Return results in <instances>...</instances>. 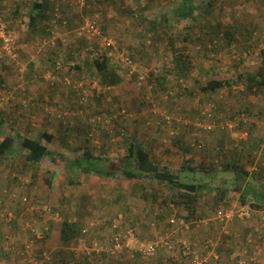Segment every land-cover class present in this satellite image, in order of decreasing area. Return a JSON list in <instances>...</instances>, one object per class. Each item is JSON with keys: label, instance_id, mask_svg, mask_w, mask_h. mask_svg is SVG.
Returning <instances> with one entry per match:
<instances>
[{"label": "rangeland", "instance_id": "1", "mask_svg": "<svg viewBox=\"0 0 264 264\" xmlns=\"http://www.w3.org/2000/svg\"><path fill=\"white\" fill-rule=\"evenodd\" d=\"M32 1L0 0V17L14 37L12 53L2 50L0 41V142L7 135L15 140V152L0 157V264H32L34 257L42 261L44 252L50 258L43 264H191L164 243L181 240L190 241L205 264H264V211L254 218L236 216L227 225L214 219L222 207L251 206L252 197L244 203L243 192L234 189H243L241 175L225 171L223 156L237 153V162L245 152L264 156V88L247 76L255 74L264 52V0H194L197 9L188 20L175 12L183 0H51L45 10L47 17L56 12L51 26L50 18L40 17L29 24ZM208 2L214 3V11L202 15ZM211 22L219 30L233 26L236 42L229 45L223 34L216 38ZM173 47L185 50L193 61L185 75L176 68ZM105 52L109 67L100 72L93 59ZM126 57L134 68L124 62ZM57 62L62 67L52 83L50 73ZM106 74L118 75L119 82L108 84ZM210 79L222 80L225 88L205 92L202 88ZM200 106H212L221 118H240L243 113L250 117L249 124L233 132L238 143L237 134L246 144L241 142L239 150L234 141L223 143L214 155V160L219 158L215 168L201 164L202 151L192 147ZM227 135V140L233 136ZM27 136L41 140L54 158L47 156L38 164L28 161L20 144ZM135 136L160 159L161 167L182 169L183 180L203 184L197 198L186 200V191L157 179H131L120 172L107 177L68 168L85 151L114 166ZM256 181L254 176L251 182ZM223 187L228 193L221 200ZM38 205L52 207L47 217L41 216L46 228L33 222L40 214L31 209ZM10 211L14 218L5 221L4 213ZM21 214L27 225L20 232L34 236L28 241L18 235ZM175 216L179 224L172 225ZM116 219L137 238L159 241V252L142 259L134 244L130 250L111 253ZM64 222L78 230L70 242L61 238ZM37 234L46 238L41 242Z\"/></svg>", "mask_w": 264, "mask_h": 264}, {"label": "trees", "instance_id": "2", "mask_svg": "<svg viewBox=\"0 0 264 264\" xmlns=\"http://www.w3.org/2000/svg\"><path fill=\"white\" fill-rule=\"evenodd\" d=\"M33 7L32 12L30 13V25H35L36 21H39V17L42 19L49 20V26L52 24H55L54 22H51V18L55 17L56 12L52 13V15H48L45 13V10L51 5V0H33ZM197 9L196 4L194 3V0H183L182 4L177 8L176 14L179 16L180 19H190L193 16V12ZM213 12L214 11V3L208 2L205 7L202 8L201 14L205 12ZM45 13V14H44ZM2 16V15H1ZM46 16V17H45ZM51 16V17H50ZM3 18V17H2ZM46 22V21H45ZM43 22L46 26L48 25ZM60 22V21H59ZM61 23V22H60ZM214 31L216 38H219L220 35L223 34V38H227L228 44L232 45L236 42V33L235 28L233 26H228L224 30H219V28L215 27V24H212V22L209 24ZM243 36L245 37L244 42H248L249 38L246 33L243 32ZM245 48V47H244ZM250 46H246V50H249ZM176 50L177 54L175 55V64L176 68L180 73H188L193 68V61L191 60L190 56L185 52L183 49H174ZM94 65L97 67L98 71L104 72L108 69L109 64V57L107 53H102L101 56L93 59ZM241 61L240 63H242ZM251 72L247 73V76L251 77V81L255 80L257 84H259L262 88H264V52L262 54L261 59V65L257 68L255 74L250 75ZM243 78L244 76L241 75ZM105 78L107 80L108 84H116L119 82L120 78L116 74L112 75H105ZM242 80V79H240ZM248 81V80H247ZM226 84L222 80L218 79H210L205 86L202 88L205 92H211V93H217V91L225 88ZM207 106H200L197 110V113H199L198 119L196 120L195 125L197 126V123L205 119V116L203 112L207 109ZM263 113V111H261ZM244 114V113H243ZM236 115H242V113H237ZM246 115V114H245ZM247 116V115H246ZM216 122H212V124H215V127L212 129H206L203 127H195L194 128V134L197 133V135H194V142L195 145L192 146L191 144L188 145L190 149L191 146L197 149H200V151L207 152L209 149L206 148V141H204V135H210L213 133H220L222 132L223 135H227L228 133H232L233 131L229 130L226 125L225 121L233 119L237 116L231 115L227 119H222L220 116H215ZM248 117V116H247ZM250 123L249 120L245 123L242 120L240 121V125L237 129H242V127H245L247 124ZM236 129V130H237ZM201 130H204L206 132H202ZM178 135V134H177ZM45 137L48 140L52 139V136L50 134H45ZM128 140V139H127ZM264 141V139H263ZM15 140L11 136H5L3 140L0 142V157L1 156H9L8 154H12L15 152V148L13 146ZM128 142V152L125 154L120 160H116L114 163V166L107 165L102 160L99 159L95 160L92 157V153L90 151H85L83 156H79L78 158H75L72 162L68 163V168L72 171H82L86 172L88 174H96L100 176H107V177H113L117 172H120L122 175L126 176L127 178L131 179H157L159 183H167L171 188H178L181 191H186L187 194H183V198L189 200L190 197L195 199L198 195H196L201 190V184H197L195 182H188L181 178V171L182 169L177 172L170 171L168 167H161L159 158L155 156L149 148L145 146H141L139 142L136 139L135 140H129ZM21 147L27 151V160L30 161L32 164H38L40 163L45 157L51 156L54 158L53 152H51L48 147L41 142V140L32 138V137H24L22 139V142H20ZM222 144H217L216 146H211L212 149V157L215 158V153L221 152ZM264 147V146H263ZM264 150V148H263ZM260 152V151H259ZM258 153V152H257ZM211 156V153H209ZM264 158V156H263ZM104 160L107 158L103 157ZM202 164V163H201ZM201 166V165H199ZM264 166V163H263ZM237 166H225V171L227 170H237V173L241 175V179H243L244 174L248 175V172L242 170H239L238 168H235ZM262 168V166H261ZM192 170V169H191ZM260 172H264V170H260ZM241 173V174H240ZM260 173V174H261ZM246 176V175H245ZM260 179H262V175L259 176ZM224 188V187H223ZM235 190H240L241 187L234 188ZM227 189L224 188L223 192L218 195L219 199H224V195L227 194ZM192 195V196H191ZM251 196L252 199L249 201L251 202L250 211L251 215L254 218V215L257 211H264V188L256 189L254 186L249 185L247 190L242 193V200L244 203L248 201V198ZM183 203L185 202L184 199L181 200ZM188 203V201H187ZM251 216V217H252ZM249 217V218H251ZM78 230L73 225H70L66 222H64V226L62 227L61 231V238L66 241L70 242L73 238L75 239L78 235ZM207 263V262H205ZM204 263V264H205Z\"/></svg>", "mask_w": 264, "mask_h": 264}, {"label": "built area", "instance_id": "3", "mask_svg": "<svg viewBox=\"0 0 264 264\" xmlns=\"http://www.w3.org/2000/svg\"><path fill=\"white\" fill-rule=\"evenodd\" d=\"M83 3L85 0H81ZM53 33H55L54 30H52ZM0 41H2L3 44V49L7 50L8 52L12 53L11 51V46L14 42V37L11 33V31L8 29V26L4 20H2V17H0ZM53 45L55 41L51 42ZM1 50V51H2ZM124 60V59H123ZM124 62L131 68L135 67L134 61L126 57ZM57 66V67H56ZM56 68L50 73V80L52 83H55L57 81V74L58 70L61 69L62 65L61 62H57ZM143 79V77H141ZM68 81V78L65 79ZM70 82V81H68ZM205 119L197 123V126L203 127L206 129H212L215 127V124H212V122H216V114L213 110V107L210 106L208 107L204 112H203ZM250 117H247L245 114H243L240 118L235 117L234 119H230L225 121L226 127L231 130L235 131L239 125L240 121L242 120L243 122H247ZM217 123V122H216ZM195 136L197 135L194 134ZM251 203V202H249ZM250 205H244L239 208H234V209H228L230 207H222L218 210H216L214 214V219L217 220L221 225H227L234 221L235 217L237 216L240 219H245L251 217V211H250ZM34 213L40 214V216L44 214L51 213L52 207L50 205H38V206H33L31 209ZM5 216V221H11L14 218V215L12 212H7L4 213ZM177 217H172L170 222L172 225L179 224V221L176 219ZM185 221L182 219V222ZM122 220L121 219H116L113 221L112 224V231L113 235L110 237L112 246L109 248L111 253L117 254L121 253L124 250H130L132 246L135 244L134 251L138 253V255L142 259H148L150 257L155 256L160 249V242L159 241H147V240H141L137 238L131 229H123L121 227ZM83 232H86V230H83ZM165 241L164 239H162ZM166 246L169 247V249L172 250H177L180 257L181 261H189L191 264H204L206 260L201 257V254L199 253V250L196 249V247L188 240H181L175 243H170L169 241L164 242ZM178 248V249H176ZM45 255V256H44ZM50 257L46 254V252L43 253V260H48ZM35 259V260H34ZM32 259V264H43V260L39 261L36 257Z\"/></svg>", "mask_w": 264, "mask_h": 264}, {"label": "crops", "instance_id": "4", "mask_svg": "<svg viewBox=\"0 0 264 264\" xmlns=\"http://www.w3.org/2000/svg\"><path fill=\"white\" fill-rule=\"evenodd\" d=\"M55 3H53V5H54ZM31 98H33L32 96H31ZM229 117V116H228ZM228 117H226V118H222V119H227ZM252 129V128H251ZM250 131V130H249ZM255 132H258V128H256L255 129ZM192 133L193 132H191V135H192ZM239 133V132H238ZM229 134H232L233 136L231 137V139H226V136H224V135H221V134H210V135H204V141H206V148H208L209 149V147H210V149L207 151V152H204V151H202V156L199 158V159H201V163L203 164V165H205V164H207V165H209L210 166V168H215V162H218L219 161V158H218V160H214V158L212 157V149H211V146H216L217 144H223V143H225V144H228V143H230V142H232V141H234L233 143H234V145L236 146V145H238V148L237 149H239V150H241V147L239 148V144H241V142L243 141L242 139H245V138H243L241 135H239V134H237L239 137H240V140H241V142L240 143H238V141H236V139H234V138H236L237 136H236V134L235 133H229ZM249 134H250V132H249ZM259 134V133H258ZM260 135V134H259ZM228 136V135H227ZM261 136V135H260ZM259 136V137H260ZM246 140V139H245ZM236 141V142H235ZM243 144H246V142H242ZM248 143H250V142H248ZM236 149V148H235ZM209 153H211V156H210V154ZM259 153V152H258ZM258 153H256V154H251V156L248 154V153H242L241 154V162H237V160H235L234 158H236L237 157V153L235 154V153H233L232 151H230V154L229 155H227V156H223V157H226V162H225V166L227 165V166H237V167H235V168H238L239 170H244L245 172L247 171L248 172V175L247 174H244V177H243V179H239L238 181L240 182V184H242L243 185V189L241 188V191L242 192H245L246 190H247V188L249 187V185H251V186H254V188H256V189H261V188H264V176H262V179H260L259 180V172H260V170L262 169V170H264V166H263V163H264V158L262 159V157L260 156V154H258ZM225 154H227V152H225ZM207 162H206V161ZM232 160H235V161H233L234 163H235V165H233V162H231ZM258 162H259V165H260V169L258 170ZM239 163V165H237ZM261 166H262V168H261ZM258 170V172H256ZM246 175V176H245ZM254 176H257V181L256 182H251V180L254 178ZM13 178H15V177H13ZM14 180H16V179H14ZM237 181V182H238ZM219 183V180H218V182H217V184ZM225 181H222L221 182V184L220 185H224V186H226L225 184ZM15 185V184H14ZM219 185V186H220ZM86 187V185L85 186H83V189ZM201 187H203V184L201 185ZM15 188H17V186H15L14 187V189ZM17 191V190H16ZM15 191V192H16ZM201 191V190H200ZM199 191V192H200ZM205 192H207L208 191V189H205L204 190ZM240 191V192H241ZM202 192V191H201ZM22 206H24V204L22 205ZM11 212V211H10ZM53 213H54V211H53ZM44 215H46V214H44ZM42 216V217H47V216ZM48 215V214H47ZM18 216V215H17ZM51 218H53L52 219V221L53 220H56L53 216H51V215H49ZM24 216H23V214H21V216H18V218H17V220H19V227H20V229H18V232H20V230H22L23 228L22 227H24V225H25V223L23 222V218ZM42 217L41 216H36V215H34V218L33 219H35V221H33V222H35L36 223V225L39 227V226H41V228H42V226L44 227V228H46L45 227V222H46V220L45 221H42ZM51 221V222H52ZM99 221V220H98ZM28 223V222H27ZM54 223H56V221H54V222H52V224H54ZM95 224H97V222L95 223ZM27 225V224H26ZM25 225V226H26ZM47 228H49L48 226H47ZM87 228L86 227H84L83 229H82V234H84V232H83V230H86ZM23 231V230H22ZM21 231V232H22ZM44 231H47V230H44ZM54 231H58V229H54ZM61 231H62V228H61V230H60V233H61ZM19 233L18 235H20L21 236V234L22 235H24V237L26 238V240L28 241L29 239H30V235L28 234V233H24V232H22V233ZM32 237H34V236H32ZM31 237V238H32ZM44 237L46 238V236H42V235H40V234H37L36 235V238H37V240H40V239H44ZM41 242L43 241V240H40ZM76 243H79V240H76L75 241ZM140 257V256H139ZM141 258V257H140ZM107 261V260H106ZM103 264H106V263H104L103 262Z\"/></svg>", "mask_w": 264, "mask_h": 264}, {"label": "clouds", "instance_id": "5", "mask_svg": "<svg viewBox=\"0 0 264 264\" xmlns=\"http://www.w3.org/2000/svg\"><path fill=\"white\" fill-rule=\"evenodd\" d=\"M234 132V131H233Z\"/></svg>", "mask_w": 264, "mask_h": 264}]
</instances>
